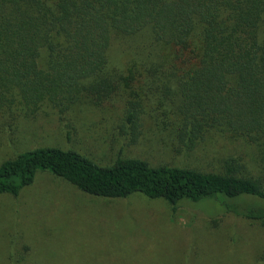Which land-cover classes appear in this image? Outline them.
<instances>
[{
  "label": "trees",
  "instance_id": "16d2710c",
  "mask_svg": "<svg viewBox=\"0 0 264 264\" xmlns=\"http://www.w3.org/2000/svg\"><path fill=\"white\" fill-rule=\"evenodd\" d=\"M116 38L125 49L136 44L126 76L111 56ZM135 82L155 89L179 146L241 141L253 146L257 173L233 155L206 171L138 157L104 165L75 149L37 147L0 164V195H18L42 171L92 195L213 200L264 224V0H0V114L43 105L64 113L118 84L135 92ZM131 100L135 127L141 110Z\"/></svg>",
  "mask_w": 264,
  "mask_h": 264
},
{
  "label": "rangeland",
  "instance_id": "374dc122",
  "mask_svg": "<svg viewBox=\"0 0 264 264\" xmlns=\"http://www.w3.org/2000/svg\"><path fill=\"white\" fill-rule=\"evenodd\" d=\"M115 41L114 66L126 76V56L136 44L125 49ZM40 65L46 67L45 52ZM124 85L97 104L83 97L64 113L43 105L33 113L18 106L0 114V164L56 146L104 165L138 157L206 171H220L233 155L257 173L254 148L241 141L217 135L193 149L179 146L155 89L135 82L131 93ZM131 99L141 110L135 127L126 119ZM0 264H264V224L213 200L174 205L139 192L108 198L40 171L18 195H0Z\"/></svg>",
  "mask_w": 264,
  "mask_h": 264
}]
</instances>
